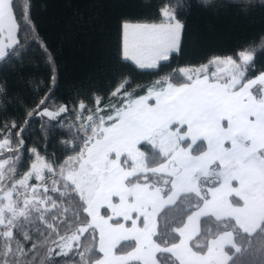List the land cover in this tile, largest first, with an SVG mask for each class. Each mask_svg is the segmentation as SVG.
I'll return each mask as SVG.
<instances>
[{
	"label": "snow or ice",
	"instance_id": "snow-or-ice-1",
	"mask_svg": "<svg viewBox=\"0 0 264 264\" xmlns=\"http://www.w3.org/2000/svg\"><path fill=\"white\" fill-rule=\"evenodd\" d=\"M42 7L0 0V264H264V0H140L63 95ZM193 9L258 24L194 53Z\"/></svg>",
	"mask_w": 264,
	"mask_h": 264
},
{
	"label": "trees",
	"instance_id": "trees-1",
	"mask_svg": "<svg viewBox=\"0 0 264 264\" xmlns=\"http://www.w3.org/2000/svg\"><path fill=\"white\" fill-rule=\"evenodd\" d=\"M43 27L59 56L61 87L65 94L72 84L89 77H100L109 46L114 44V21L123 13H135L140 0H39ZM197 3V0H191ZM189 24L194 53L209 49L230 53L247 33L242 29L258 24L229 10L193 9ZM35 55V53H33ZM46 72L41 65L34 70ZM144 82L152 77L143 78Z\"/></svg>",
	"mask_w": 264,
	"mask_h": 264
}]
</instances>
